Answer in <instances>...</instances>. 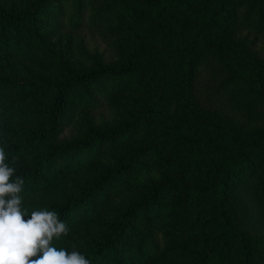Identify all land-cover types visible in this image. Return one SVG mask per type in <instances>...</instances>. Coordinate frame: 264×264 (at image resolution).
<instances>
[{
  "label": "trees",
  "instance_id": "obj_1",
  "mask_svg": "<svg viewBox=\"0 0 264 264\" xmlns=\"http://www.w3.org/2000/svg\"><path fill=\"white\" fill-rule=\"evenodd\" d=\"M0 147L90 264H264V0H0Z\"/></svg>",
  "mask_w": 264,
  "mask_h": 264
},
{
  "label": "clouds",
  "instance_id": "obj_2",
  "mask_svg": "<svg viewBox=\"0 0 264 264\" xmlns=\"http://www.w3.org/2000/svg\"><path fill=\"white\" fill-rule=\"evenodd\" d=\"M5 160L0 147V264H90L77 251L52 246L53 237L68 231L55 211H33L25 219L28 214L19 195L24 179H12L15 169Z\"/></svg>",
  "mask_w": 264,
  "mask_h": 264
},
{
  "label": "rangeland",
  "instance_id": "obj_3",
  "mask_svg": "<svg viewBox=\"0 0 264 264\" xmlns=\"http://www.w3.org/2000/svg\"><path fill=\"white\" fill-rule=\"evenodd\" d=\"M66 40L67 39L64 37L62 39V42L65 43ZM72 41H73V44L76 46V54H75L76 57L79 53L78 47L81 46V48L84 49L83 51H85V53L89 55L106 52V59L108 61H112V57L110 56V51L108 50L107 46L102 41V39L95 32L91 30H83L77 33H73ZM103 113L105 114V112ZM99 115L101 114L99 113L97 116ZM141 176H142V179H147L150 177H156V173L150 171V172L143 173L142 175H139V177Z\"/></svg>",
  "mask_w": 264,
  "mask_h": 264
}]
</instances>
